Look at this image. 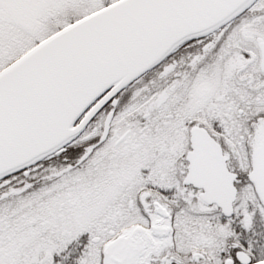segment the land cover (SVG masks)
Listing matches in <instances>:
<instances>
[{
    "label": "snow or ice",
    "instance_id": "1",
    "mask_svg": "<svg viewBox=\"0 0 264 264\" xmlns=\"http://www.w3.org/2000/svg\"><path fill=\"white\" fill-rule=\"evenodd\" d=\"M0 264H264V0H0Z\"/></svg>",
    "mask_w": 264,
    "mask_h": 264
}]
</instances>
